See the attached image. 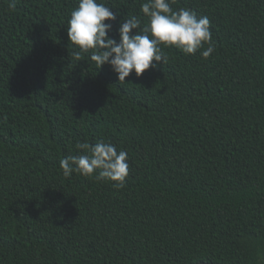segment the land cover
I'll list each match as a JSON object with an SVG mask.
<instances>
[{
	"label": "trees",
	"instance_id": "16d2710c",
	"mask_svg": "<svg viewBox=\"0 0 264 264\" xmlns=\"http://www.w3.org/2000/svg\"><path fill=\"white\" fill-rule=\"evenodd\" d=\"M99 2L117 41L148 23L145 0ZM77 6L0 0V264H264V0H174L214 52L161 45L124 83L68 41ZM101 139L128 153L122 189L60 168Z\"/></svg>",
	"mask_w": 264,
	"mask_h": 264
},
{
	"label": "clouds",
	"instance_id": "9594fccd",
	"mask_svg": "<svg viewBox=\"0 0 264 264\" xmlns=\"http://www.w3.org/2000/svg\"><path fill=\"white\" fill-rule=\"evenodd\" d=\"M174 0H145L141 12L148 23L141 29V21L132 16L123 20L118 28L119 40L109 36L116 13L99 0H78V6L68 20V41L81 52H90L91 61L98 68L108 64L117 74V80L125 82L130 73L139 77L153 62L167 60L162 48L173 46L185 54L209 57L215 50L207 16L197 17L190 9L173 10ZM10 7L15 8V3ZM133 34V30H137ZM207 44V48L204 45ZM79 52L75 53L79 58ZM79 155H69L60 160L65 177L78 173L82 176L113 182L112 187L122 189L129 174L128 153L117 151L115 145L103 139L95 144L78 143Z\"/></svg>",
	"mask_w": 264,
	"mask_h": 264
}]
</instances>
